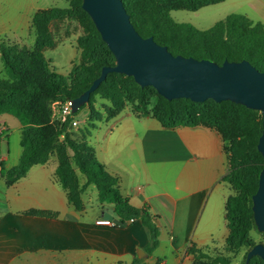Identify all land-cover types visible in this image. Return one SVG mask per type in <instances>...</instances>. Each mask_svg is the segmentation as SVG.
Masks as SVG:
<instances>
[{"label": "trees", "instance_id": "16d2710c", "mask_svg": "<svg viewBox=\"0 0 264 264\" xmlns=\"http://www.w3.org/2000/svg\"><path fill=\"white\" fill-rule=\"evenodd\" d=\"M123 1L139 33L144 37L153 36L156 42L166 45L175 55L209 59L219 64L226 60L247 59L264 71V24L261 21L242 13H231L209 29H199L191 23L176 22L170 15L171 10H198L224 0ZM82 2L76 0L70 7L53 6L37 10L31 20L36 33L33 47L7 42L0 44L1 59L8 75L7 78L0 77V114H14L25 125L19 162L3 169L1 176L12 184L26 176L33 165L44 164L55 155L58 160L56 178L65 189L69 202L78 210L83 209L82 194L90 184H95L99 200L114 204L118 218L122 221L141 219L150 229L151 240L146 249L152 253L160 242L157 216L146 208L135 206L123 195L119 178L99 161L89 143L91 131L102 117L90 115L88 128L80 134L69 130L68 121L63 124L52 120L54 101L79 96L100 75L103 66L116 63L113 52L83 9ZM75 17H80L85 26V34L79 38L81 58L80 63L65 76L56 71L44 51L56 45L52 24ZM96 94L111 101L106 112L108 120L120 114L130 102L132 112L155 117L166 127L202 125L216 130L224 142L229 163V171L221 180L234 190L226 202L229 234L224 248L230 252L246 248L248 252L256 244L251 236V232L257 229L252 196L257 191L264 165L257 147L263 129L260 111L230 100H169L153 86L143 87L133 76L118 72L109 73L81 108L86 107ZM78 171L86 177L84 184H80ZM28 213L49 217L57 215V212L38 209ZM189 251L194 254L193 264H232L224 253L213 254L197 246H191ZM132 264H140V259ZM249 264H264V260L255 255Z\"/></svg>", "mask_w": 264, "mask_h": 264}, {"label": "crops", "instance_id": "0c3cea01", "mask_svg": "<svg viewBox=\"0 0 264 264\" xmlns=\"http://www.w3.org/2000/svg\"><path fill=\"white\" fill-rule=\"evenodd\" d=\"M249 8L264 24V0ZM110 120L92 129L89 143L119 178L123 195L157 216L158 247L147 251L151 231L141 219L122 227L98 224L101 217L118 215L114 204L99 200L95 184L83 192L84 207L78 210L56 178L58 160L52 155L12 184L0 177V264H132L137 258L140 264H193L191 246L210 253L225 246L227 219V229H221L214 215L226 210L234 190L221 180L229 171L221 135L202 125L166 127L128 108ZM0 123L9 128L1 141L3 166L9 169L22 154L25 125L11 113L0 114ZM78 174L84 184L85 175ZM32 209L57 215L28 213Z\"/></svg>", "mask_w": 264, "mask_h": 264}, {"label": "water", "instance_id": "95a60500", "mask_svg": "<svg viewBox=\"0 0 264 264\" xmlns=\"http://www.w3.org/2000/svg\"><path fill=\"white\" fill-rule=\"evenodd\" d=\"M82 7L113 52L116 63L103 66L89 88L72 99L73 112L89 102L91 93L109 73L118 72L133 76L143 87L153 86L169 100H230L260 111L263 129L257 147L264 159V71L247 59L226 60L219 64L209 59L173 54L153 36L144 37L139 33L123 0H83ZM252 200L257 229L264 233V165ZM138 254L141 256L139 251ZM255 255L264 260V243H256L247 252L245 264Z\"/></svg>", "mask_w": 264, "mask_h": 264}, {"label": "rangeland", "instance_id": "374dc122", "mask_svg": "<svg viewBox=\"0 0 264 264\" xmlns=\"http://www.w3.org/2000/svg\"><path fill=\"white\" fill-rule=\"evenodd\" d=\"M254 1L227 0L226 2L222 1L204 6L198 10H171L170 15L176 22L191 23L199 29H209L217 21L231 13H249L251 19H256V13L249 8V3ZM75 2L76 0H0V44L7 42L9 44H17L18 46L33 47L36 38L35 29L32 23L29 25L26 20L30 16L32 17L39 9L53 6L62 8L70 7ZM51 30L56 40V45L52 48H47L44 53L52 61V65L56 71L67 76L80 63L81 49L79 47V38L85 34V26L81 22L80 17H75L55 21L51 26ZM0 77H8L1 55ZM110 104L111 101L109 99L102 97L100 94H96L86 107L74 113L78 125L73 126L69 124V130L80 134L82 130L88 128L90 124L89 118L92 114H99L102 117L100 121L96 122L97 126L101 122L104 126L107 125L112 121L106 117V112ZM127 104L129 105L126 106V109H131L132 105L130 102H127ZM52 111V120L59 122L57 115H54L53 104ZM93 187L96 189V186ZM214 219L219 228L227 229L225 207H223L220 213H215ZM251 236L255 243H264V233L258 229L253 230ZM247 250L243 248L236 252L226 251L223 243V245L214 249L212 253H224L228 255L232 264H245Z\"/></svg>", "mask_w": 264, "mask_h": 264}, {"label": "built area", "instance_id": "2783aa9c", "mask_svg": "<svg viewBox=\"0 0 264 264\" xmlns=\"http://www.w3.org/2000/svg\"><path fill=\"white\" fill-rule=\"evenodd\" d=\"M72 99H67L65 101H54L53 102V108H54V115H57L59 123H65L69 122L70 125L76 126L78 125V121L74 117V112L72 109ZM8 126L4 123H0V177L2 174V170L4 169L3 162H4V151L1 144V141L6 137L8 132ZM135 219L131 218L129 220L122 221L120 218L117 217V220L109 219L101 217L97 220L98 224L101 225H110L114 227H122L126 226L132 222H134Z\"/></svg>", "mask_w": 264, "mask_h": 264}]
</instances>
